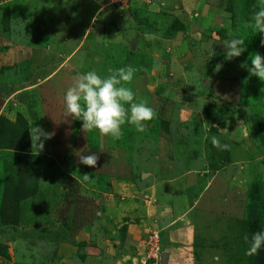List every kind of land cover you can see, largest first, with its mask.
Masks as SVG:
<instances>
[{
	"label": "rangeland",
	"instance_id": "rangeland-1",
	"mask_svg": "<svg viewBox=\"0 0 264 264\" xmlns=\"http://www.w3.org/2000/svg\"><path fill=\"white\" fill-rule=\"evenodd\" d=\"M261 3L0 0V264H252L264 81L244 65L264 55ZM230 36L247 50L226 59ZM126 65L154 118L120 139L82 129L63 100L74 76ZM34 121L55 133L40 153ZM23 135L29 150L14 146ZM93 153L95 167L80 162ZM155 231L165 263L149 255Z\"/></svg>",
	"mask_w": 264,
	"mask_h": 264
},
{
	"label": "clouds",
	"instance_id": "clouds-1",
	"mask_svg": "<svg viewBox=\"0 0 264 264\" xmlns=\"http://www.w3.org/2000/svg\"><path fill=\"white\" fill-rule=\"evenodd\" d=\"M252 23L256 32L264 35V0L259 10L253 14ZM223 44L226 49V59L239 57L247 50L244 38L230 36L223 41ZM261 45L264 46V39L261 40ZM212 46L213 44L206 46V54L209 56L215 53ZM250 57L251 64H245L244 67L251 76L264 81V55L256 52ZM108 71L109 74L106 76H102L95 69L79 72L74 76L73 83L67 88L63 97L67 114L82 121V129L97 130L113 139H120L123 136V126L126 124L134 126L138 132H143L146 122L154 118L155 109L147 101L137 100L133 89L127 86L133 81L137 69L132 65H126ZM28 132L32 149H37L39 153L44 150L45 142L55 134L35 124V121ZM212 143L217 147H227L220 145L215 137H212ZM79 158L81 163L92 167L96 166L99 159L95 153L80 155ZM262 249H264V229L252 234L246 254L254 255ZM212 261L214 264H222L219 254L213 255Z\"/></svg>",
	"mask_w": 264,
	"mask_h": 264
},
{
	"label": "trees",
	"instance_id": "trees-1",
	"mask_svg": "<svg viewBox=\"0 0 264 264\" xmlns=\"http://www.w3.org/2000/svg\"><path fill=\"white\" fill-rule=\"evenodd\" d=\"M21 137H23L24 139H21V140L18 139L17 141H15L14 146H16V148L18 150H29L30 143H29V140L27 139L28 137L26 139H25L24 135ZM20 198L21 197L18 196V197H16V200L18 201ZM250 224L252 227H254L253 228L255 230L254 232L259 231V230L264 228V223H260V222L257 223V221H256V222H250ZM253 256L254 257H253L252 264H264V249L260 250L257 254H254Z\"/></svg>",
	"mask_w": 264,
	"mask_h": 264
},
{
	"label": "built area",
	"instance_id": "built-area-1",
	"mask_svg": "<svg viewBox=\"0 0 264 264\" xmlns=\"http://www.w3.org/2000/svg\"><path fill=\"white\" fill-rule=\"evenodd\" d=\"M160 233L155 231L149 238L150 252L149 255L154 258H158L161 255V247L159 244Z\"/></svg>",
	"mask_w": 264,
	"mask_h": 264
},
{
	"label": "water",
	"instance_id": "water-1",
	"mask_svg": "<svg viewBox=\"0 0 264 264\" xmlns=\"http://www.w3.org/2000/svg\"><path fill=\"white\" fill-rule=\"evenodd\" d=\"M136 45H137V39H135L134 41L131 42V49L135 50L136 49ZM168 257V254L166 252L162 253V259H163V263L166 262Z\"/></svg>",
	"mask_w": 264,
	"mask_h": 264
}]
</instances>
